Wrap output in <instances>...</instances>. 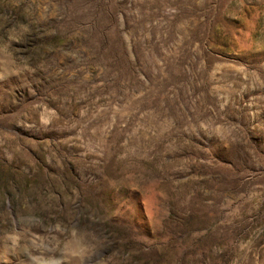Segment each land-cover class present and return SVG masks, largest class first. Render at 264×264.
I'll use <instances>...</instances> for the list:
<instances>
[{"label":"rangeland","instance_id":"1","mask_svg":"<svg viewBox=\"0 0 264 264\" xmlns=\"http://www.w3.org/2000/svg\"><path fill=\"white\" fill-rule=\"evenodd\" d=\"M0 264H264V0H0Z\"/></svg>","mask_w":264,"mask_h":264}]
</instances>
